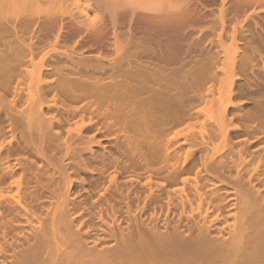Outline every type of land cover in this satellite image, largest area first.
<instances>
[{"label":"bare ground","instance_id":"obj_1","mask_svg":"<svg viewBox=\"0 0 264 264\" xmlns=\"http://www.w3.org/2000/svg\"><path fill=\"white\" fill-rule=\"evenodd\" d=\"M187 1L0 0V264H264V0Z\"/></svg>","mask_w":264,"mask_h":264},{"label":"rangeland","instance_id":"obj_2","mask_svg":"<svg viewBox=\"0 0 264 264\" xmlns=\"http://www.w3.org/2000/svg\"><path fill=\"white\" fill-rule=\"evenodd\" d=\"M186 1H187V0H186ZM205 1H206V4H205V2H203V0H202L201 3H199L200 1L197 2V0H194L193 2H190V3H191V5L193 6V8L196 7L197 10L199 9V10L197 11L199 14H205V15L208 14V10H209V9H212L213 7H214V8L217 7V6H218V3H219L218 0H205ZM187 2H188V1H187ZM188 3H189V2H188ZM200 4H205V5H204V9L201 7V6H203V5H200ZM207 4H208V8H206V7H207V6H206ZM213 4H215V5H213ZM195 5H196V6H195ZM209 5H210V6H209ZM210 7H211V8H210ZM208 15H209V14H208ZM206 17H207V16H206ZM204 20H206V18H204L203 21H204ZM201 26L203 27L204 25L201 24L199 27H201ZM202 27H201V28H202ZM189 29H190V27H185V29H183L184 31L182 30V32L178 33L177 35H173V36H176V37L178 36V39H181V41L177 39V40H178L177 42H179L178 45H180V43L183 42L182 45H180V46H181V47L183 46L182 48H184V49H186V48L188 47L187 45L193 44V43H194L193 41H195V42L197 41V40H194V38H195V39H198V40L200 39L201 41H200V42L197 41V42H198V44H200V45L202 44V46H200V45L197 46V44H196L197 42H196V43H194L193 45L196 44L194 47L197 46V47L195 48V49H197V50H195L193 46H192L193 48L190 46V50H191V51L189 50V52H191V54H190L191 57H193V56H199V55H201V53L199 52V51H200V47H204V46H205V44H206V38H205V37L203 38V36H198V35H199V34H198V27L195 28L196 30H195V29H192V30L190 29V30H189ZM199 29H200V28H199ZM193 30H195L196 33H193V32H195V31H193ZM189 31H190V32H189ZM188 32H189V33H188ZM184 33H185V34H184ZM181 34H182V35H181ZM186 34H187V35H186ZM180 35H181V36H180ZM185 35H186V36H185ZM165 36H166V35H165ZM165 36H164V37H165ZM170 36H171V35H167V37H166L167 39H166V38L163 37V35H159V37L157 36V37H155V38H152V41H157L158 44L160 43L159 45H164V44H162V43H163V42H166V43H167V41L171 38ZM173 36H172V38H173ZM160 37H161V38H160ZM162 37L165 39V41H163V42H161V40H163ZM179 37H180V38H179ZM182 37H185V38L182 39ZM153 39H154V40H153ZM160 39H161V40H160ZM187 39H188V40H187ZM202 39H203V40H202ZM159 40H160V41H159ZM152 41H151V42H152ZM153 44L156 45L157 43H153ZM153 44H152V45H153ZM176 44H177V43H176ZM186 44H187V45H186ZM155 45H154V48H156ZM177 47H178V46H177ZM194 50H195L196 52H194ZM192 51H193V52H192ZM181 52H182V53L179 52V54H180L179 57H180V58H183V59H185V60H189L190 55H188L187 57H185V56H183L184 53H186V55H187L188 53H187L185 50H184V51L182 50ZM199 53H200V54H199ZM148 56L151 57L150 55H148ZM148 56H147V58H149ZM142 57L144 58L145 56L143 55ZM143 58H142V61L145 60L144 62H146L147 60H149V61L151 62L150 58H149V59H146V57H145V59H143ZM194 58H195V57H194ZM196 58H197V57H196ZM199 58H200V56H199ZM199 58H198V59H199ZM147 62H148V61H147ZM148 63H149V62H148ZM154 64H155V63H154Z\"/></svg>","mask_w":264,"mask_h":264},{"label":"snow or ice","instance_id":"obj_3","mask_svg":"<svg viewBox=\"0 0 264 264\" xmlns=\"http://www.w3.org/2000/svg\"><path fill=\"white\" fill-rule=\"evenodd\" d=\"M93 19H95V18H93Z\"/></svg>","mask_w":264,"mask_h":264}]
</instances>
